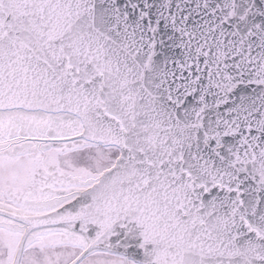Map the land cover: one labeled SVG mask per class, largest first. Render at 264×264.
I'll return each instance as SVG.
<instances>
[{"label": "snow or ice", "instance_id": "6c2138e0", "mask_svg": "<svg viewBox=\"0 0 264 264\" xmlns=\"http://www.w3.org/2000/svg\"><path fill=\"white\" fill-rule=\"evenodd\" d=\"M0 264H264V0H0Z\"/></svg>", "mask_w": 264, "mask_h": 264}]
</instances>
